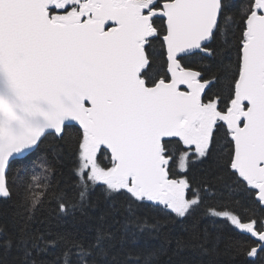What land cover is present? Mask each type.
<instances>
[{
  "label": "snow or ice",
  "instance_id": "1",
  "mask_svg": "<svg viewBox=\"0 0 264 264\" xmlns=\"http://www.w3.org/2000/svg\"><path fill=\"white\" fill-rule=\"evenodd\" d=\"M0 264H264V0H0Z\"/></svg>",
  "mask_w": 264,
  "mask_h": 264
}]
</instances>
